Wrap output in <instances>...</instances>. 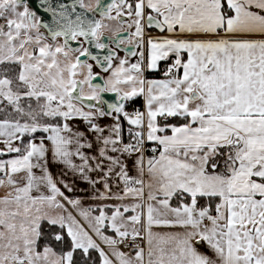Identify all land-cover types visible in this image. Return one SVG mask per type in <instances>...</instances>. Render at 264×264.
Here are the masks:
<instances>
[{
  "label": "snow or ice",
  "instance_id": "1",
  "mask_svg": "<svg viewBox=\"0 0 264 264\" xmlns=\"http://www.w3.org/2000/svg\"><path fill=\"white\" fill-rule=\"evenodd\" d=\"M0 264H264V0H0Z\"/></svg>",
  "mask_w": 264,
  "mask_h": 264
}]
</instances>
